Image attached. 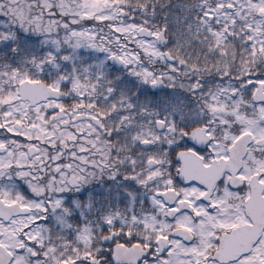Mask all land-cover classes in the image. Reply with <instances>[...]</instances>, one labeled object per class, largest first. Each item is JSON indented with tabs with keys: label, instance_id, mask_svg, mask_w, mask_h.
Segmentation results:
<instances>
[{
	"label": "snow or ice",
	"instance_id": "6c2138e0",
	"mask_svg": "<svg viewBox=\"0 0 264 264\" xmlns=\"http://www.w3.org/2000/svg\"><path fill=\"white\" fill-rule=\"evenodd\" d=\"M0 264H264V0H0Z\"/></svg>",
	"mask_w": 264,
	"mask_h": 264
}]
</instances>
